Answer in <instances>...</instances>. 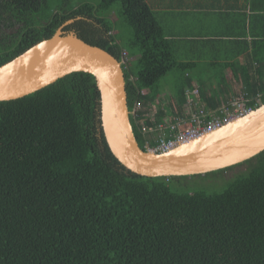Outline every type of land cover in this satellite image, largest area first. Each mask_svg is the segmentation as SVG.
<instances>
[{
	"label": "trees",
	"instance_id": "trees-1",
	"mask_svg": "<svg viewBox=\"0 0 264 264\" xmlns=\"http://www.w3.org/2000/svg\"><path fill=\"white\" fill-rule=\"evenodd\" d=\"M150 1L0 0V65L64 24L120 61L142 149L175 134L158 122L191 108L208 113L241 94L248 107L264 102V0L212 6L232 12L188 42L169 25L176 13ZM204 64L216 72H192ZM235 167L220 190L188 186ZM0 264H264V150L203 174L141 176L106 143L90 73L0 100Z\"/></svg>",
	"mask_w": 264,
	"mask_h": 264
},
{
	"label": "water",
	"instance_id": "water-1",
	"mask_svg": "<svg viewBox=\"0 0 264 264\" xmlns=\"http://www.w3.org/2000/svg\"><path fill=\"white\" fill-rule=\"evenodd\" d=\"M63 25L49 38L0 65V100L24 96L71 72L90 73L99 92L106 143L124 167L141 176L203 174L237 164L264 150V102L169 151L142 149L132 130L120 61L72 33L63 34Z\"/></svg>",
	"mask_w": 264,
	"mask_h": 264
},
{
	"label": "built area",
	"instance_id": "built-area-1",
	"mask_svg": "<svg viewBox=\"0 0 264 264\" xmlns=\"http://www.w3.org/2000/svg\"><path fill=\"white\" fill-rule=\"evenodd\" d=\"M196 93L197 85L195 84L192 89H187L186 97L188 98L189 95ZM245 100L246 96L241 94V96L227 100L218 109L211 110L208 113L203 110H192L191 108L187 116L182 119H176L170 123H166L165 120L158 122L155 127L157 130L161 131L163 128L169 127V129L175 130V134L168 139L159 138L160 140L155 145L147 146L146 150L166 152L181 143L197 138L243 116L252 109L245 104ZM140 107L141 103L138 101L134 106V111ZM156 109L157 107H154L148 116L153 117Z\"/></svg>",
	"mask_w": 264,
	"mask_h": 264
},
{
	"label": "crops",
	"instance_id": "crops-1",
	"mask_svg": "<svg viewBox=\"0 0 264 264\" xmlns=\"http://www.w3.org/2000/svg\"><path fill=\"white\" fill-rule=\"evenodd\" d=\"M223 1L233 4V0H186V2L177 4L176 7L185 9L188 13L183 12L181 14H175V17L172 15V20L171 23L169 22V25L172 26V28L175 27L176 30H183L185 42L193 40L192 38L195 36L198 29L200 31L203 29L206 31L211 30L212 26L215 24L225 22L220 17L230 16L229 13L232 12L231 9L219 10L217 8H212V6L219 7L222 5ZM242 1L243 0H237V4L238 2L242 4ZM246 1L247 0H245V2Z\"/></svg>",
	"mask_w": 264,
	"mask_h": 264
},
{
	"label": "rangeland",
	"instance_id": "rangeland-1",
	"mask_svg": "<svg viewBox=\"0 0 264 264\" xmlns=\"http://www.w3.org/2000/svg\"><path fill=\"white\" fill-rule=\"evenodd\" d=\"M150 2H151V4L153 3L152 8L155 9L156 12H158V13L159 12H165V13L168 12V14H169L170 12L172 13V11H174V13H176V14H179V13L181 14L183 12H187L185 9H180V8L176 7L177 4H181L182 2H186V0H151ZM169 5H171V6H169ZM113 7L114 8H113L112 12L114 13V16L116 19L117 14L115 11L118 9L119 4L115 3ZM171 19H172V17H171ZM117 27H118L117 30L120 33H122L123 36L130 34L129 28L123 22H121V20H118V17H117ZM186 58L192 59L191 56H187ZM132 63H134V60H132ZM199 64H201V62ZM206 66H208V65L207 64H204L202 66L197 65V67L194 68V70L192 72L199 71L203 75L212 74V73L216 72L215 67H213V66L206 67ZM228 77L230 78L231 76L228 74ZM194 83L196 85L198 84L196 81H194ZM231 86L233 87L232 83H231ZM186 93H187V90L185 91V94ZM188 98H190V95ZM156 106H158V104ZM241 168L242 167L232 168L231 170H228L226 172L221 173L220 176H218V177L215 176L214 177L215 179H213V175H211V174L201 176V177L199 176L195 180H189L190 183L188 184V186L190 187V189L203 187V188H206L210 191H212L214 189L220 190L224 187V183H225V181L222 180L221 177L222 176H224L225 178L229 177L230 175H232L234 172H236L237 170H239Z\"/></svg>",
	"mask_w": 264,
	"mask_h": 264
},
{
	"label": "bare ground",
	"instance_id": "bare-ground-1",
	"mask_svg": "<svg viewBox=\"0 0 264 264\" xmlns=\"http://www.w3.org/2000/svg\"><path fill=\"white\" fill-rule=\"evenodd\" d=\"M193 140V139H192ZM190 141V140H189ZM188 142V141H187ZM171 150V149H170ZM169 151V150H168Z\"/></svg>",
	"mask_w": 264,
	"mask_h": 264
}]
</instances>
